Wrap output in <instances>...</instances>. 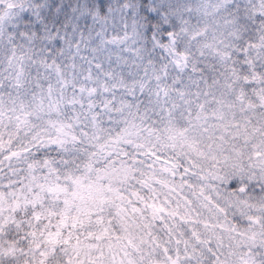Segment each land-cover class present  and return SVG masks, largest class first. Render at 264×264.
<instances>
[{"label": "clouds", "instance_id": "9594fccd", "mask_svg": "<svg viewBox=\"0 0 264 264\" xmlns=\"http://www.w3.org/2000/svg\"><path fill=\"white\" fill-rule=\"evenodd\" d=\"M0 264H264V0H0Z\"/></svg>", "mask_w": 264, "mask_h": 264}]
</instances>
